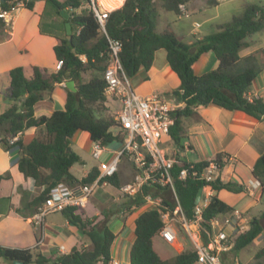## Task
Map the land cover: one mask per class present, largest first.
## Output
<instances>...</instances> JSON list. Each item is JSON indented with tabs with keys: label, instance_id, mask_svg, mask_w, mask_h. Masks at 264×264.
Segmentation results:
<instances>
[{
	"label": "trees",
	"instance_id": "obj_1",
	"mask_svg": "<svg viewBox=\"0 0 264 264\" xmlns=\"http://www.w3.org/2000/svg\"><path fill=\"white\" fill-rule=\"evenodd\" d=\"M61 17L63 27L65 19L60 11L68 13L72 33L69 41L65 34L56 37L53 46L56 62L62 61L60 68L30 66L29 76L24 66H15L9 70V85L6 96L9 106L0 113V143L5 148L17 145L20 156L18 169L35 180L41 187L34 204L42 203L50 189L59 182L68 185L91 182L100 174L97 164L88 173L77 178L70 172L75 163L82 159L72 148L71 138L77 130L89 133L92 141H100L105 146L113 141H122L125 135L123 126L110 114L103 76L108 59L107 36L120 40L119 59L125 75L130 78L141 68H150L154 53L163 48L171 69L180 80L178 87L163 95L179 104L171 111L174 119L169 135L177 145L184 137L183 120L196 114V107L213 104L228 110H241L255 118L264 120V100L262 97H248L247 92L261 71L257 65V55L264 53V47L241 56L240 50L249 46L247 38L264 28V7L260 4H248L243 11L228 22L220 24L217 29L192 43H186L170 29L161 32L155 30L158 18V7L179 13L178 5L187 0H124L123 4L110 11L105 20V33L101 32L99 23L87 8L74 11L87 0H45ZM10 0H0L2 7H7ZM210 5L216 0H208ZM32 8V2L25 5ZM4 23L0 18V29ZM42 31V30H41ZM65 32V29H64ZM213 52L218 65L202 74L193 70L194 62L205 52ZM85 55V61L80 59ZM92 72L87 79L83 73ZM73 79L77 90L71 91L64 85L66 98L64 107L55 109L50 115H34V104L43 98V93L52 92L60 83ZM31 126H42L45 137H33L28 143L19 138L10 139ZM70 146L71 150L67 147ZM215 159L223 167L222 154ZM208 161H197L194 164L204 167ZM188 162L175 163L172 174L180 204L189 220H196L201 239L207 243L211 236L210 220L217 215L232 213L234 208L221 200L216 194L209 195L208 203L203 207L200 216L194 212L195 197L200 187L209 186L211 190L226 189L234 193L245 191L244 185L223 181L217 177L210 183L196 178L179 180L177 174L181 166ZM252 176L264 188V151L257 158ZM3 178V176H0ZM113 188L118 189L123 183L120 173L103 178ZM149 192L153 196L161 194L157 189L144 185L139 192L124 198L118 210L124 205L127 208L142 204L143 196ZM166 195H162L165 201ZM75 207H66L62 213L70 224L86 234L91 247H73L68 253L49 258L35 248H13L0 245V259L12 263L13 260L24 264H99L111 259V245L116 238L105 220L95 221L94 217H82L75 213ZM244 215V213H242ZM264 211L259 216L248 220L249 227L240 233L232 249L221 254L224 264H232L237 251L256 239L264 226ZM163 226L157 210L146 209L134 218V239L128 250L130 264H194L197 252L194 245H187L177 252L173 259L163 258L155 248V238L164 241L159 231ZM165 242V241H164ZM254 257L264 258V246L257 250ZM1 264V263H0ZM254 264H261L259 261Z\"/></svg>",
	"mask_w": 264,
	"mask_h": 264
},
{
	"label": "crops",
	"instance_id": "obj_2",
	"mask_svg": "<svg viewBox=\"0 0 264 264\" xmlns=\"http://www.w3.org/2000/svg\"><path fill=\"white\" fill-rule=\"evenodd\" d=\"M121 1L107 0L106 4L109 7L119 6ZM30 2H32V8L27 6L21 8L15 13L11 24L0 29V113L10 104L6 90L9 85V70L11 68L24 66L26 75L29 76L30 66L54 68L56 64L53 46L56 43V37L61 36L58 33V21L54 17L57 13L54 8L47 10L46 19L43 20V23L48 25L46 28L44 24H41L42 16L39 12L44 0H30ZM248 4H260L264 7L261 0L242 3L235 0H216L213 5H210L208 0H187L189 17H183L180 13L158 7L155 30L161 32L164 29H170L182 41L189 44L214 32L220 24L228 22L233 16L240 14ZM195 23L199 25L196 26ZM261 47L262 45L255 47L249 43V46L241 49L239 54L244 56ZM217 65L218 59L213 52L209 51L201 54L194 62L193 70L196 74H202ZM261 71L259 74L262 78L261 88H263L264 79ZM129 81L134 91L142 97L156 91L170 92L180 84L179 77L171 69L163 48L155 51L149 69L141 68L129 78ZM260 90H253L251 87L247 96L250 98L260 96ZM65 98L66 91L63 82L57 84L52 92L43 93V98L34 104V115L36 117L50 115L53 110L63 108ZM167 98L173 100L170 97ZM108 104L111 110L116 111L119 108V103L116 101H109ZM195 111L194 116L183 120L184 137L181 140V145L174 143L176 158L179 161L192 163L207 161L217 154H222L224 165L220 170L219 177L223 181L244 185L245 191L234 193L226 189L213 191L209 188L208 194H216L234 209L249 214L251 217L256 216L250 211L259 202L264 201V188L252 176L251 170L257 158L264 151V120L255 118L241 110H228L213 104L198 106ZM36 136L45 137L42 126L28 127L19 133L17 138L23 143H28ZM80 138L87 139L85 149L91 153L92 140L89 133L83 130H77L73 134L72 148ZM114 142L118 143V141H113L105 145V149ZM73 150L79 154L74 148ZM19 156L20 150L17 145L5 148L0 143V176H3L0 178V245L13 248H35L49 258L68 253L75 246L86 247L90 241L89 237L70 224L62 211L50 212L41 222L35 221L34 213L37 208L34 201L40 194L41 187L35 183L32 177L25 176L18 169ZM79 156L82 163L75 164H78L77 168L80 174L77 175L73 171L75 164L70 168V172L77 178L85 176L95 165L91 164L86 168V160L81 154ZM120 177L123 178L121 173ZM107 186L112 187L111 185L105 187ZM120 198V195L116 197V199ZM121 201L116 203L117 209ZM88 207L94 208L90 200L85 208L87 213ZM263 211L258 210L260 214ZM75 213L85 217L78 211ZM97 213L95 212V214ZM116 215L117 212L112 217ZM259 236L263 239L261 246L263 247L264 228ZM130 243L132 242L127 241V238L123 236L118 242L115 241L116 249L114 250L113 241L111 258L117 259L119 264L121 262L130 264L127 252ZM168 245L175 251V247ZM114 252L117 256H114Z\"/></svg>",
	"mask_w": 264,
	"mask_h": 264
},
{
	"label": "built area",
	"instance_id": "obj_3",
	"mask_svg": "<svg viewBox=\"0 0 264 264\" xmlns=\"http://www.w3.org/2000/svg\"><path fill=\"white\" fill-rule=\"evenodd\" d=\"M29 1L10 0L7 7H2L0 3V18L4 26L10 25L15 13L25 7ZM82 8H87L92 12L99 23L101 32L105 33V20L110 11L117 7H108L103 0H87L85 4L80 5L74 11H79ZM178 8L183 17L190 16L187 2H180ZM195 25L199 24L195 23ZM107 42L108 59L103 73L106 81L105 96L107 102L116 101L119 103V108L113 114V118L125 129L124 138L122 141H118L119 149L108 162L100 161L97 164L100 174L91 182L76 185L59 182L53 186L45 200L37 206L34 213L35 221L41 222L48 213L62 211L66 207H75V212L83 214L90 197L99 188L110 185L102 179L117 172L119 159L125 157L131 165L132 176L118 188L120 196L124 199L134 195L144 185L157 189L161 194L153 196V193L149 192L143 196L142 204H146V209L153 208L158 211L163 222L159 231L160 237L166 243L172 244L177 240L178 228L182 227L196 248L197 258L194 264H224L221 254L232 249L236 237L249 227L248 220L238 209H234L232 213L217 215L210 220L211 236L209 241L207 243L199 242L201 235L197 221L186 218L172 174L177 158L169 129L174 122L171 111L179 104L174 99L170 100L163 93L157 91L145 97L139 96L121 66L119 53L122 45L120 40L107 36ZM79 57L82 61L86 59L85 55ZM61 63L62 61H57L55 68H60ZM18 134L13 136L10 142L15 141ZM104 150L105 147L100 141L91 142L93 158L99 160ZM207 161L208 163L204 167H198L194 162H188L187 165L181 166L177 178L182 181L196 178L205 183L214 181L220 175V162L215 157ZM209 188V186L203 187L202 195L205 192L207 197L202 199L201 196L199 202L195 203L194 212L197 216H200L203 207L208 203L207 189ZM162 195H166L165 201H163ZM99 264H119V261L111 258L106 263ZM232 264L244 263L236 260Z\"/></svg>",
	"mask_w": 264,
	"mask_h": 264
},
{
	"label": "rangeland",
	"instance_id": "obj_4",
	"mask_svg": "<svg viewBox=\"0 0 264 264\" xmlns=\"http://www.w3.org/2000/svg\"><path fill=\"white\" fill-rule=\"evenodd\" d=\"M235 1H237L238 3L247 2V1L258 2V0H235ZM261 2L264 4V0H261ZM41 5L42 6L40 7V10H39L42 16L41 24H44L46 28H48V25L43 23V20L46 19L45 17L47 14V10L49 8L53 9V7L45 0H44V3ZM54 17L56 18V21H58V24H59L58 33L60 35L65 34L61 17L58 14H55ZM247 41L248 43L254 45L255 47L260 46V45L264 47V28L260 30L259 32H257L256 34L254 33L250 35L247 38ZM256 63L261 68V70L264 68V53L259 52L257 54ZM261 73L264 79V69L261 71ZM91 74L92 72L86 71L83 73V78L87 79L88 77L91 76ZM261 84H262V78L259 74V76L255 79L251 87L253 88V90L254 89L260 90V88L262 87ZM259 94L261 97L264 98V87L261 88ZM109 113L114 114L115 110H111ZM86 145H87V139H84V138H80L76 144L75 143L73 144V148L79 154H81L83 158L86 160V164H87L85 166L86 168L87 166H90L91 164H99L100 161H102L103 163L108 162L112 158V156L115 155L114 153H116V151L119 149L118 143L114 142L104 150L100 159L97 160L93 158L91 153L85 149ZM77 167H79L78 164H75V166L73 167V171L77 175H79L80 171H78ZM118 172L121 173V175L123 176L122 181H126L130 179V177L132 176L131 165L125 157H121L119 159ZM119 195L120 193L118 189H115L113 187L107 186L104 188H99L96 191V193L90 197V201L93 203L94 208L88 207L87 208L88 213L86 210L83 211V216L85 217H94L95 221H99V222L105 220L106 225H108L110 229L114 233H116V238L114 239V245H113L114 250L116 249L115 241L118 242V240L123 236L127 238V241L132 242L133 236H134V230H133L134 218L138 214H140L142 211L146 210V207H147L146 204H142L137 207H131V208H127L126 205H124L122 209L118 210L116 208V203L123 199L121 196H120L121 197L120 199H116V197H119ZM205 197H207V195L204 192L202 195V199H204ZM259 209L264 210V201L259 202L256 206H254L251 209L250 212L254 215L256 214V216H259L260 215V213L258 212ZM95 212H98V213L95 214ZM115 212H117V215L115 217H112V215ZM244 216L246 217L247 220H249L251 217L249 214L247 215L246 213L244 214ZM261 222L264 226L263 219L261 220ZM197 227H199L198 224H197ZM178 229L179 230H178L177 240L174 243L170 244L172 247H175V251L166 242L162 241L159 237L155 238V248L163 258L173 259L176 253L179 251H182L188 244L194 245V242L190 239L185 229H183L182 227H179ZM262 240L263 239L261 238V236H259L256 239H254L251 243H249L248 245H246L245 247L237 251L236 254L233 256L234 261L237 260L244 264H254L255 262L259 261L261 264H264V258L257 260L254 257L255 252L259 248H261L263 244ZM199 242H202L201 237L199 238ZM86 247L87 248L91 247L90 241ZM114 256H117L115 252H114ZM0 263L1 264H12L5 259H0ZM30 264H36V263L31 262ZM47 264H52V262L49 261Z\"/></svg>",
	"mask_w": 264,
	"mask_h": 264
},
{
	"label": "water",
	"instance_id": "obj_5",
	"mask_svg": "<svg viewBox=\"0 0 264 264\" xmlns=\"http://www.w3.org/2000/svg\"><path fill=\"white\" fill-rule=\"evenodd\" d=\"M62 17L65 19V36L66 38L70 41L71 40V33H72V28H71V23L67 20L68 18V13L65 10H61L60 11ZM64 85L68 87L69 90L71 91H76L77 87L75 84V81L73 79L67 80L64 82ZM68 150H71V147L68 146L67 147ZM202 192H203V187H200L197 191L196 197H195V203L197 204L202 196ZM12 264H24L22 261H18V260H13Z\"/></svg>",
	"mask_w": 264,
	"mask_h": 264
},
{
	"label": "bare ground",
	"instance_id": "obj_6",
	"mask_svg": "<svg viewBox=\"0 0 264 264\" xmlns=\"http://www.w3.org/2000/svg\"><path fill=\"white\" fill-rule=\"evenodd\" d=\"M103 2H104V4H105L106 6L109 7V5L106 4V3H108L107 0H103ZM122 2H123V0L121 1V3H122ZM121 3H120V4H121Z\"/></svg>",
	"mask_w": 264,
	"mask_h": 264
}]
</instances>
